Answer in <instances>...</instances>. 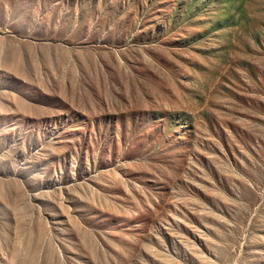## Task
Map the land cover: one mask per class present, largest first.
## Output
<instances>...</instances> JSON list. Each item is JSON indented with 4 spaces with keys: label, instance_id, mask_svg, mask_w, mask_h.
I'll return each instance as SVG.
<instances>
[{
    "label": "rangeland",
    "instance_id": "obj_1",
    "mask_svg": "<svg viewBox=\"0 0 264 264\" xmlns=\"http://www.w3.org/2000/svg\"><path fill=\"white\" fill-rule=\"evenodd\" d=\"M0 264H264V0H0Z\"/></svg>",
    "mask_w": 264,
    "mask_h": 264
}]
</instances>
